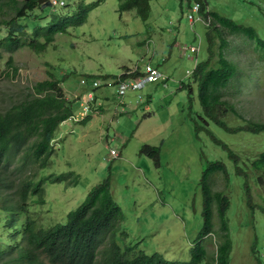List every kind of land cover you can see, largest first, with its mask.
<instances>
[{
  "label": "rangeland",
  "instance_id": "374dc122",
  "mask_svg": "<svg viewBox=\"0 0 264 264\" xmlns=\"http://www.w3.org/2000/svg\"><path fill=\"white\" fill-rule=\"evenodd\" d=\"M41 1L47 5L54 2ZM60 1L63 3L49 6L46 11L54 14L60 5L67 3V0ZM95 1L85 0L86 3ZM194 2L151 0L148 17L142 20L134 9L120 14L118 0H104L88 12L82 25L57 35L43 52L27 47L13 53L0 51L1 106L8 107L28 97L37 82L50 79L52 74L60 80L59 88L72 109V116L79 119H67L59 125L53 141L54 153L45 169L25 166L19 172L13 160L1 173L14 184L35 175L36 180L69 171L78 175L76 184L70 182L71 178L60 183L47 181L43 204L37 203L36 197L28 199L37 225L49 227L66 221L68 212L76 209L87 193L109 176L113 198L124 214L117 234L121 246L132 245L147 254L158 253L185 264L202 244L207 255L200 264H214L216 246L222 241L224 231H221L214 201L213 230L198 238L203 228L200 182L207 164L221 161L228 175L213 173L210 186L213 192L220 191L229 200L226 210L232 239L229 264H256L252 245L264 264V212L261 210L264 176L259 181L260 172L251 167V160L264 151V133H228L211 120L204 126L197 84L191 74L196 63L209 55L205 32L207 20L211 19L203 11L192 12ZM201 2L206 4V12L217 11L251 26L264 39V0ZM0 4L1 18L8 7L5 1ZM190 14L194 16L193 21L189 19ZM224 35L232 48L228 57L246 71L262 75L260 84L253 81L237 95L228 88L223 92L224 97L236 104L243 120L264 122V58L245 36L227 32ZM191 46L196 48L195 52ZM147 64L158 68L165 79L148 83L140 90L127 91L120 111L115 96V75L136 67L144 70ZM13 67L17 68L16 74L12 72ZM82 78H86V84H80ZM91 79L100 81V86L93 90L99 102L91 105V111L81 120L80 104L91 89ZM187 84L192 91L184 86ZM221 118L231 127L243 124L241 118L226 111L221 112ZM196 124L205 129L196 132ZM212 136L226 143L245 169L253 209L245 197L244 176L234 174L232 158ZM144 145L159 147V165L140 153ZM110 149H115L119 156L113 158ZM16 193L13 189L7 197L14 198ZM4 215L0 209V235ZM121 231L126 232V238H122ZM39 255L36 257L40 264H50Z\"/></svg>",
  "mask_w": 264,
  "mask_h": 264
},
{
  "label": "trees",
  "instance_id": "16d2710c",
  "mask_svg": "<svg viewBox=\"0 0 264 264\" xmlns=\"http://www.w3.org/2000/svg\"><path fill=\"white\" fill-rule=\"evenodd\" d=\"M3 1L7 3L8 11L0 18V51L13 53L27 47L39 53L45 51L57 35L68 33L70 27L82 25L87 19L88 12L104 0L89 3L85 0H67L64 6L59 4L54 14L46 11L49 6L54 5H47V2L41 0H0V3ZM118 1L120 14L134 9L142 20L147 19L151 0ZM194 3L199 4L198 12L203 11L206 17L209 15L211 19L205 32L209 55L205 60L196 63L191 74L192 81L197 84L203 113L201 119L206 123L204 126L211 120L228 133L242 131L264 133V122L243 120L236 104L225 98L223 93L224 90L232 88V94L237 95L253 81L254 84H260L262 81L261 74L246 71L243 66L228 57V52L232 48L224 33L245 36L263 58L264 39L251 26L238 23L217 11L206 12V4L201 0ZM12 72L16 74L17 68L13 67ZM138 74L139 71L130 74L129 77ZM50 75V79L37 82L28 97L8 107L0 105V209L5 212L0 235V264H40L36 257L37 253L50 264H181L158 253L147 254L142 250H136L132 245L121 246L117 234L124 214L113 198L109 176L95 185L76 209L68 212L66 221L57 222L49 227L37 225L31 214L28 199L36 197L37 203L43 204L44 184L47 181L60 183L71 178L70 182L76 184L78 175L69 171L59 175L49 174L37 180L35 175L22 179L17 184L2 177L3 169L13 160L16 161L15 169L19 172L25 166L45 169L54 153L53 141L59 125L73 115L59 88L60 80ZM184 86L192 91L189 84ZM118 104L121 107L123 102ZM223 111L241 118L243 124L236 127L228 126L221 118ZM204 126L196 124V132L205 129ZM212 139L227 150L228 156L234 162V174L244 176L245 197L248 206L253 209L255 206L251 202V187L245 169L226 143L213 136ZM140 153H145L153 159L155 165H159V147L144 145ZM251 167L260 172L257 177L260 181L264 176V151L251 160ZM215 172L228 175L227 167L221 161L209 162L203 172L200 182L203 197V228L198 238H204L213 230L212 204L215 201L221 231L224 232L222 241L216 246L214 264H229L232 248L226 217L229 200L222 192L212 191L210 176ZM13 189L17 190L15 197L8 198L7 194ZM261 210L264 212V208ZM3 234L7 236L6 239L2 237ZM120 235L126 238L127 234L121 231ZM251 252L255 256L256 264H262L255 245H252ZM206 255L207 250L201 244L192 252L190 260L185 264H200Z\"/></svg>",
  "mask_w": 264,
  "mask_h": 264
},
{
  "label": "built area",
  "instance_id": "2783aa9c",
  "mask_svg": "<svg viewBox=\"0 0 264 264\" xmlns=\"http://www.w3.org/2000/svg\"><path fill=\"white\" fill-rule=\"evenodd\" d=\"M63 3V1L58 2V0H54L53 5ZM192 12H198L199 11V4L195 3L192 8ZM190 20H194V16L192 14L189 15ZM209 19L207 20V24L209 23ZM195 47L191 46V51L195 52ZM139 71V69L136 67L132 70H126L124 73H122L120 76L116 75L114 78V84L117 87L116 88V95L119 102H123V96L125 93L129 90H140L144 86H146L148 83L155 82L157 80H164L165 76L159 71L158 68L152 67L150 64H147L145 66L144 70L139 71L140 74L136 75L135 77H129L130 74H133L135 72ZM80 84H86V79L82 78L80 79ZM91 89L88 92L87 98L84 102L80 104L82 106L81 112L78 113L79 118L82 120L87 113L91 111V105L95 104V94H94V88H97L100 86V81L97 79H91L90 82ZM121 110L123 109L122 106L120 107ZM69 120H79L76 116H71ZM110 155L115 158L118 157L119 154L115 149H110Z\"/></svg>",
  "mask_w": 264,
  "mask_h": 264
},
{
  "label": "crops",
  "instance_id": "0c3cea01",
  "mask_svg": "<svg viewBox=\"0 0 264 264\" xmlns=\"http://www.w3.org/2000/svg\"><path fill=\"white\" fill-rule=\"evenodd\" d=\"M125 67H127V66H125ZM139 70L141 69L140 67H137ZM94 94H95V103L97 104L98 102H99V97L96 95L97 94V92H94ZM116 96V95H115ZM100 108L102 109V104H101V106H100ZM122 111V110H121Z\"/></svg>",
  "mask_w": 264,
  "mask_h": 264
}]
</instances>
